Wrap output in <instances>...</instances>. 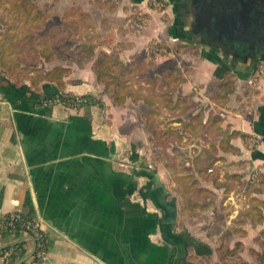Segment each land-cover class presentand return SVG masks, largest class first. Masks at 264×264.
<instances>
[{"label":"crops","instance_id":"obj_1","mask_svg":"<svg viewBox=\"0 0 264 264\" xmlns=\"http://www.w3.org/2000/svg\"><path fill=\"white\" fill-rule=\"evenodd\" d=\"M122 1L159 6L164 39L189 62L190 76L177 69L172 105L158 106L153 88L146 99L181 120L182 143L193 135L195 167L144 163L116 108L45 107L53 83L31 88L0 73V246L20 245L0 264L32 248L28 235L2 230L14 212L46 238L45 257L30 264H264V0ZM136 43L103 49L136 64ZM85 73L64 92L101 91Z\"/></svg>","mask_w":264,"mask_h":264},{"label":"rangeland","instance_id":"obj_2","mask_svg":"<svg viewBox=\"0 0 264 264\" xmlns=\"http://www.w3.org/2000/svg\"><path fill=\"white\" fill-rule=\"evenodd\" d=\"M145 10L122 0H0V73L20 83L34 77L35 73L31 71L34 69L47 72L59 66L68 68L70 73L63 79L64 92L66 85L83 86L85 71L94 73L96 57L100 52H105L104 46L112 47L114 53H120L136 41L135 58L130 55L136 64H129L127 58H124L125 64L120 61L127 68L124 88L120 92L124 94L127 90L132 94L123 105L114 106L110 100L112 89H108L109 94H106L104 85L97 84L96 80L95 85L101 88L97 94L93 96L87 91L74 96L91 97L99 109L116 108L124 117H128L124 125L130 134H135L142 141L139 147L144 163L148 159L160 168L169 166L176 169L184 168V160H188V168H194V151L198 149L187 145L194 143V138L191 139L193 135L182 143L185 133L189 134V131L185 132L173 124L181 120L171 112L158 111L148 117L146 103L143 101L138 105L136 102L138 97L146 99L147 90L151 88L162 92L164 88L171 89L164 83L163 74L176 73L179 67L184 66L185 75L190 76L189 62L184 64V57L179 55V45L163 37L160 22L163 23L165 18L159 6H148L147 3ZM56 28L64 31L63 35L66 34L68 52L60 51L61 59L54 58L49 63L39 59L36 64H28L29 57L34 55L36 49H40L39 39ZM79 45L91 47L94 53L80 64L76 55ZM84 55L81 53V56ZM109 56L118 60L115 56ZM111 71L116 77L121 74L115 66ZM154 78V86L148 87V79L151 81ZM177 86L173 85L170 91L174 92ZM170 97L176 99V95ZM188 99L186 102L190 103ZM110 111L107 110V118L112 117ZM159 131L170 132L163 139L168 148L166 152L154 145V138Z\"/></svg>","mask_w":264,"mask_h":264},{"label":"trees","instance_id":"obj_3","mask_svg":"<svg viewBox=\"0 0 264 264\" xmlns=\"http://www.w3.org/2000/svg\"><path fill=\"white\" fill-rule=\"evenodd\" d=\"M64 31L60 30L59 28L53 29L50 32H48V34H46L42 39H39L40 41V49L39 50H35L34 55H32L31 57H29V60L27 61L28 64H36L39 59H43L45 62L49 63L51 62L54 58H60L61 59V52L60 51H66L68 52L69 48L66 45V34L63 35ZM77 50V56H78V63L80 64L84 59H90L94 53H93V49L89 46H85V45H79L76 47ZM80 53V54H79ZM81 53H85L84 56H81ZM116 67L117 69H119L121 71V74L116 77L114 76V74H112V67ZM125 69V70H124ZM127 68H125L120 61L112 58L111 56H109L107 53L105 52H100L95 60L94 63V67H93V71L95 74V79H96V83H102L105 87L104 92L106 94H109L108 92L110 90L108 89H112L113 92L112 96L110 97V100L112 102V104L114 106H121L126 102V99L132 96V94L125 90V93L122 94L120 92L121 88H124V74L126 72ZM34 71V77L27 79V81L30 84L31 88H37V86L40 83L43 82H49V83H53L56 87H57V93L50 96L49 99L53 102L56 103H60L62 102L65 107L67 108V104L69 102L72 101H76V100H81V102L77 105V107L75 109H79L81 107H85V106H95L97 103L94 101L93 98L91 97H86L83 96L82 98H78V96H74L72 94H66L62 91V87H63V79L69 75L70 71L68 68H64V67H54L52 70L47 71V72H42L39 69H34L31 70ZM163 79L166 81V85H178L179 83L183 82L182 79H180V77L176 76L175 72H171V73H166L162 75ZM16 85H22V82L17 83V81H14ZM171 90V89H170ZM170 90H166L163 91L161 93H159V98L160 101L158 102V106L160 107H169L170 105H172V100L171 97L169 95ZM48 99V98H45ZM44 99V100H45ZM141 99L142 101H144L146 103L147 106H149V112L147 113V116L150 117L151 114L157 112L154 111L152 109V106L154 103H152V100H148L145 98H137L136 100ZM178 103V102H177ZM68 109V108H67ZM170 134V132L167 131H159V133H157L156 137L154 138L155 141V146L159 147L160 149H162L163 151L166 152V150L168 149L166 147V144L163 142V139L165 136H168ZM233 135L229 136L226 139V142H223L220 144V149H224L226 150L228 147V139L231 138ZM28 217V216H27ZM30 218V217H28ZM32 219V218H31ZM3 227V226H2ZM2 230L5 233H13L14 231L9 230V229H4V227L2 228ZM18 230V229H17ZM26 235H28L30 238H32V235L30 233H27ZM37 242V246H38V241ZM41 246L42 248H36L33 256L27 260L26 262H24L23 264H30L36 260H38V254L41 251H47V242H46V238L44 237L43 242H41ZM20 247V245H16L13 248H9V249H5L0 251L1 254L9 252L11 250H15L16 248ZM221 259H225L224 257H222ZM235 260V259H234Z\"/></svg>","mask_w":264,"mask_h":264},{"label":"built area","instance_id":"obj_4","mask_svg":"<svg viewBox=\"0 0 264 264\" xmlns=\"http://www.w3.org/2000/svg\"><path fill=\"white\" fill-rule=\"evenodd\" d=\"M151 2H152V4H155V0H151ZM80 102H81V100L69 102L67 104V106H68L67 108L68 109H75ZM43 105L45 107H49V106H53V105H61V106L65 107V105L62 102L56 103V102L51 101L49 98L45 99L43 101ZM2 226L6 230L9 229V230H12L14 232H22L24 234L30 233L32 235V239L35 241V250L37 247L40 249L42 248L41 242H43L45 235L40 230V225L36 220L28 218L26 215L22 214L21 212H14V213L7 215L4 218ZM36 241H38V243H39L38 246H37ZM45 255H46V251L45 252L44 251L39 252L38 259L44 258Z\"/></svg>","mask_w":264,"mask_h":264},{"label":"water","instance_id":"obj_5","mask_svg":"<svg viewBox=\"0 0 264 264\" xmlns=\"http://www.w3.org/2000/svg\"><path fill=\"white\" fill-rule=\"evenodd\" d=\"M31 241H32V248H31L30 252L26 256L19 259L15 264H23L24 262H26L27 260H29L33 256L34 251H35V241L32 238H31ZM15 245H17V242L0 246V251L12 248Z\"/></svg>","mask_w":264,"mask_h":264}]
</instances>
